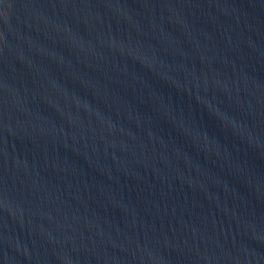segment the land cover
<instances>
[{"label": "water", "instance_id": "95a60500", "mask_svg": "<svg viewBox=\"0 0 264 264\" xmlns=\"http://www.w3.org/2000/svg\"><path fill=\"white\" fill-rule=\"evenodd\" d=\"M0 264H264V0H0Z\"/></svg>", "mask_w": 264, "mask_h": 264}]
</instances>
